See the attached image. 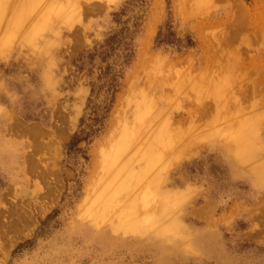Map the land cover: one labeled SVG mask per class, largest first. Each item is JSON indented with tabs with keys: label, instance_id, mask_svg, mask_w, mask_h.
Returning a JSON list of instances; mask_svg holds the SVG:
<instances>
[{
	"label": "rangeland",
	"instance_id": "374dc122",
	"mask_svg": "<svg viewBox=\"0 0 264 264\" xmlns=\"http://www.w3.org/2000/svg\"><path fill=\"white\" fill-rule=\"evenodd\" d=\"M233 1L0 0V264H264V0Z\"/></svg>",
	"mask_w": 264,
	"mask_h": 264
},
{
	"label": "bare ground",
	"instance_id": "6f19581e",
	"mask_svg": "<svg viewBox=\"0 0 264 264\" xmlns=\"http://www.w3.org/2000/svg\"><path fill=\"white\" fill-rule=\"evenodd\" d=\"M111 1V0H110ZM230 2V1H229ZM256 4V3H255ZM105 6V5H104ZM233 9H235L240 15H243L245 12H246V10L248 9V7H247V4H246V0H240V2H234L233 1ZM151 37V36H150ZM118 121H119V119H118ZM117 121V122H118ZM119 123V122H118ZM251 126V125H250ZM116 127V126H115ZM117 128H118V126H117ZM114 130H116V129H114ZM29 133H30V135H32V136H34L35 138H38L39 137V135L40 134H42L41 133V131H40V129H38L37 127H33L31 130H29ZM251 133H255L254 132V129H253V127L251 126ZM115 134V133H114ZM110 136H112V137H110L109 139V142L110 141H112L113 139H111V138H114L115 136H113V134L111 133L110 134ZM109 142H108V144H109ZM248 147H255L254 146V144H253V142L251 141V142H248L247 144H246V147L245 148H248ZM259 152L262 150H264V147H261V145L259 146L258 145V148L257 147H255ZM100 151H102V150H100ZM99 151V153H101ZM104 151V150H103ZM105 152V151H104ZM258 152V153H259ZM103 153V152H102ZM99 155V154H98ZM100 157L102 158L103 157V155L101 156V154H100ZM101 158H100V160H101ZM104 158H106V157H104ZM103 160V159H102ZM104 161V160H103ZM102 161V162H103ZM101 162V163H102ZM102 164H104V162L102 163ZM261 165H263V166H261ZM261 165H258L257 167H253L252 168V170H251V172H252V174H253V179H254V181L255 180H257V176H258V179L261 181L259 184H257L256 182H254V184H256L257 186H264V164H261ZM241 166V165H240ZM101 167H102V165H101ZM262 177V178H261ZM144 198H146L145 197V194H144V196H143ZM142 197V202L144 203V205H145V201H147V198L144 200V198ZM150 197V196H149ZM144 207V206H143ZM145 209V208H144ZM144 209H141L142 211L144 210ZM147 209V208H146ZM196 212V211H195ZM202 212V211H201ZM196 213H198V212H196ZM199 213H200V210H199ZM199 213H198V215L197 214H195V215H197V216H200L199 215ZM203 213H205V212H203ZM140 214H142V213H140ZM202 216V215H201ZM200 216V217H201ZM205 216V215H204ZM203 217V216H202ZM140 219V218H139ZM122 230V229H121ZM120 233V232H119Z\"/></svg>",
	"mask_w": 264,
	"mask_h": 264
}]
</instances>
